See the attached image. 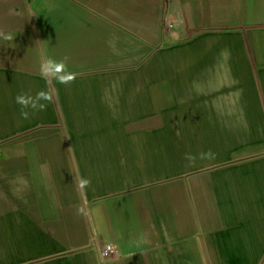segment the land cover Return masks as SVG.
<instances>
[{
	"label": "crops",
	"instance_id": "crops-1",
	"mask_svg": "<svg viewBox=\"0 0 264 264\" xmlns=\"http://www.w3.org/2000/svg\"><path fill=\"white\" fill-rule=\"evenodd\" d=\"M0 264H264V0H0Z\"/></svg>",
	"mask_w": 264,
	"mask_h": 264
},
{
	"label": "clouds",
	"instance_id": "clouds-1",
	"mask_svg": "<svg viewBox=\"0 0 264 264\" xmlns=\"http://www.w3.org/2000/svg\"><path fill=\"white\" fill-rule=\"evenodd\" d=\"M42 74L46 78L56 79L58 82L68 84L74 80V76L67 74V59L55 60L49 59L42 65ZM42 100H51V97L43 90L37 92L35 96L30 93H20L16 96L15 101L21 107V117L28 119L30 115H34L37 112L44 111L46 104L42 103ZM30 110V111H29ZM210 154V153H209ZM90 184L89 180L81 179L80 187L86 188Z\"/></svg>",
	"mask_w": 264,
	"mask_h": 264
},
{
	"label": "built area",
	"instance_id": "built-area-1",
	"mask_svg": "<svg viewBox=\"0 0 264 264\" xmlns=\"http://www.w3.org/2000/svg\"><path fill=\"white\" fill-rule=\"evenodd\" d=\"M113 248L110 244H106L104 248L101 250V256L103 258L107 257L110 253H112Z\"/></svg>",
	"mask_w": 264,
	"mask_h": 264
},
{
	"label": "bare ground",
	"instance_id": "bare-ground-1",
	"mask_svg": "<svg viewBox=\"0 0 264 264\" xmlns=\"http://www.w3.org/2000/svg\"><path fill=\"white\" fill-rule=\"evenodd\" d=\"M118 88H119V87H118L117 85H113V84H112V86L109 85L108 87H105V88L103 89V91H104V92H109V93L112 92V93H113V92H117Z\"/></svg>",
	"mask_w": 264,
	"mask_h": 264
},
{
	"label": "rangeland",
	"instance_id": "rangeland-1",
	"mask_svg": "<svg viewBox=\"0 0 264 264\" xmlns=\"http://www.w3.org/2000/svg\"><path fill=\"white\" fill-rule=\"evenodd\" d=\"M101 72V71H100ZM113 72H115V71H113ZM102 73H103V71H102Z\"/></svg>",
	"mask_w": 264,
	"mask_h": 264
}]
</instances>
